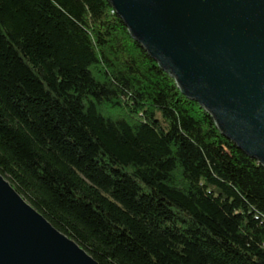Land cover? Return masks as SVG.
<instances>
[{
    "label": "trees",
    "instance_id": "1",
    "mask_svg": "<svg viewBox=\"0 0 264 264\" xmlns=\"http://www.w3.org/2000/svg\"><path fill=\"white\" fill-rule=\"evenodd\" d=\"M0 175L98 264H264V167L107 0H0Z\"/></svg>",
    "mask_w": 264,
    "mask_h": 264
},
{
    "label": "water",
    "instance_id": "2",
    "mask_svg": "<svg viewBox=\"0 0 264 264\" xmlns=\"http://www.w3.org/2000/svg\"><path fill=\"white\" fill-rule=\"evenodd\" d=\"M220 134L264 167V0H107ZM0 264H98L0 175Z\"/></svg>",
    "mask_w": 264,
    "mask_h": 264
},
{
    "label": "rangeland",
    "instance_id": "3",
    "mask_svg": "<svg viewBox=\"0 0 264 264\" xmlns=\"http://www.w3.org/2000/svg\"><path fill=\"white\" fill-rule=\"evenodd\" d=\"M23 199V198H22ZM24 200V199H23ZM25 201V200H24ZM26 202V201H25ZM27 203V202H26Z\"/></svg>",
    "mask_w": 264,
    "mask_h": 264
}]
</instances>
